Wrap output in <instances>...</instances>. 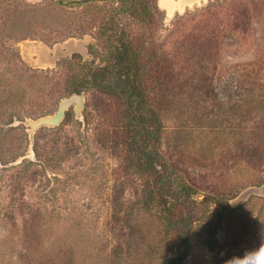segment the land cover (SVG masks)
Here are the masks:
<instances>
[{"label": "rangeland", "instance_id": "obj_1", "mask_svg": "<svg viewBox=\"0 0 264 264\" xmlns=\"http://www.w3.org/2000/svg\"><path fill=\"white\" fill-rule=\"evenodd\" d=\"M147 1L132 13L117 0H0V264H161L167 213L143 205L122 101L90 88L60 125H28L125 47L143 51L172 191L179 176L197 191L183 264H251L264 249V0L171 14L149 0L152 20ZM205 197L237 204L215 237Z\"/></svg>", "mask_w": 264, "mask_h": 264}, {"label": "trees", "instance_id": "obj_2", "mask_svg": "<svg viewBox=\"0 0 264 264\" xmlns=\"http://www.w3.org/2000/svg\"><path fill=\"white\" fill-rule=\"evenodd\" d=\"M123 10L136 13V0H117ZM143 13L152 20L154 7L147 1ZM144 50V48H143ZM142 48H124L116 52L115 63L95 71L92 80L78 82L74 86V94L95 88L105 94L119 98L125 110L126 136L124 145L129 160L138 168L140 175L148 184L146 199L143 203L148 210L152 207H162L164 216L165 241L160 244V250L168 247L162 257L161 264H183L193 249L192 232L195 223L189 215V205L184 199H190L197 191L178 177V188L172 191L174 184L172 168L165 162L159 152V139L162 127L158 125L156 111L143 87L139 58ZM140 54V55H139ZM80 58L74 55V59ZM241 201V200H240ZM207 211L208 234L215 237L223 223L224 214L234 212L237 204L222 202L214 197H205L200 203ZM199 221H204L202 218Z\"/></svg>", "mask_w": 264, "mask_h": 264}, {"label": "water", "instance_id": "obj_3", "mask_svg": "<svg viewBox=\"0 0 264 264\" xmlns=\"http://www.w3.org/2000/svg\"><path fill=\"white\" fill-rule=\"evenodd\" d=\"M202 0H178V1H173L177 4V7L174 6V4L170 3L165 5V7L167 8V10L169 11H173L175 8H178L179 11L184 12V9L186 8V6L188 7H192L195 4H200ZM161 6L162 5V0L160 1ZM175 7V8H174ZM174 8V9H173ZM78 98L77 101L74 100V98ZM76 104L77 105V111H79V109L82 108V104H83V96L82 95H73L69 98L64 99L60 106H59V110L56 113L55 116H48V117H44L39 119L38 121H29L28 125L32 128V133L42 127H55L58 126L62 123V121L64 120L67 111L69 110V108Z\"/></svg>", "mask_w": 264, "mask_h": 264}, {"label": "clouds", "instance_id": "obj_4", "mask_svg": "<svg viewBox=\"0 0 264 264\" xmlns=\"http://www.w3.org/2000/svg\"><path fill=\"white\" fill-rule=\"evenodd\" d=\"M251 264H264V249H261L260 252L255 255V259Z\"/></svg>", "mask_w": 264, "mask_h": 264}, {"label": "flooded vegetation", "instance_id": "obj_5", "mask_svg": "<svg viewBox=\"0 0 264 264\" xmlns=\"http://www.w3.org/2000/svg\"><path fill=\"white\" fill-rule=\"evenodd\" d=\"M163 2V5L165 6V5H167V4H170V3H172V4H174L175 2H173V0H162ZM170 2V3H169ZM171 5V4H170ZM177 9V8H176ZM170 12H172V11H170Z\"/></svg>", "mask_w": 264, "mask_h": 264}, {"label": "bare ground", "instance_id": "obj_6", "mask_svg": "<svg viewBox=\"0 0 264 264\" xmlns=\"http://www.w3.org/2000/svg\"><path fill=\"white\" fill-rule=\"evenodd\" d=\"M162 5H163V3H162ZM174 6H176V7H177V4H176V3H174ZM174 8H175V7H174ZM174 8H173V9H174ZM171 11H172V10H171ZM169 12H170V11H169ZM171 13H172V12H170V14H171Z\"/></svg>", "mask_w": 264, "mask_h": 264}]
</instances>
